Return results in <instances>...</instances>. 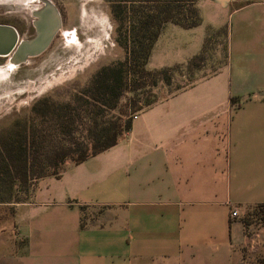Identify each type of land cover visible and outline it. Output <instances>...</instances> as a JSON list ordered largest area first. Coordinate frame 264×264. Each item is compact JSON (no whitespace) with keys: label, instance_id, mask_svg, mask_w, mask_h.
Returning a JSON list of instances; mask_svg holds the SVG:
<instances>
[{"label":"crops","instance_id":"crops-1","mask_svg":"<svg viewBox=\"0 0 264 264\" xmlns=\"http://www.w3.org/2000/svg\"><path fill=\"white\" fill-rule=\"evenodd\" d=\"M197 10L199 26L167 24L153 49L168 30L194 56L214 38L225 62L136 114L114 147L0 206V264H242V219L264 205V0Z\"/></svg>","mask_w":264,"mask_h":264},{"label":"rangeland","instance_id":"rangeland-1","mask_svg":"<svg viewBox=\"0 0 264 264\" xmlns=\"http://www.w3.org/2000/svg\"><path fill=\"white\" fill-rule=\"evenodd\" d=\"M46 4L51 5L60 18L59 30L49 47L39 56L10 67L8 59L12 55L0 57V132L15 121L30 119L32 107L41 101L66 104L72 103V99L83 92L91 94V78L105 67L124 64L122 69L129 74L125 80L126 89L116 109L110 113L120 116L129 113L131 100H161L176 85L207 76L226 60L222 40L218 46L217 39L211 38L205 41L199 60L173 73L169 85L165 84L166 80L161 82L153 76L136 75L140 61L131 59V55L123 49L126 25L117 33L109 0H0V25L15 29L19 41L29 40L35 30L34 15ZM129 5L126 3L128 8ZM193 43L192 39L190 41L165 31L153 49L145 70L153 72L187 64L194 56ZM137 85L139 88L132 91ZM90 102L88 99L87 103H73L71 109L74 111L70 112L72 115L91 113ZM76 127L74 125L73 129ZM44 129H49V125ZM79 134L77 130L74 138L81 142ZM28 184L17 185L16 190L11 192L0 189V199H8L0 206L7 208L10 204L24 201L31 189ZM243 218L247 244L241 250L242 264H264V206L252 208Z\"/></svg>","mask_w":264,"mask_h":264},{"label":"trees","instance_id":"trees-1","mask_svg":"<svg viewBox=\"0 0 264 264\" xmlns=\"http://www.w3.org/2000/svg\"><path fill=\"white\" fill-rule=\"evenodd\" d=\"M197 2L198 0H109L117 33L126 25L123 49L131 55V59L140 61L136 75L153 76L161 82L166 80L165 84L169 85L173 73L182 67H190L193 61L199 60L201 52L185 65L153 72L145 70L153 46L165 25L171 24L183 30L199 26ZM126 3H130L129 8ZM122 66L124 64L105 67L97 72L90 80L91 94L83 92L81 96L74 97L72 103L66 104L41 101L32 107L30 119L15 121L8 129L0 132V189L11 192L16 190L17 185L26 186L29 182L28 186L31 188L42 178L59 179L67 165H79L118 144L121 137L130 131L132 117L159 101L131 100L127 115L110 114L116 109L126 89L125 80L129 74ZM198 80L176 85L165 97L193 86ZM138 88L137 85L132 91ZM88 99L91 101L89 105L93 108L92 112L72 115L70 111H74L71 109L73 103H87ZM73 124L78 128L73 129ZM46 125H49V129L45 130ZM77 130L80 131L81 142L74 138ZM7 200L0 199V203Z\"/></svg>","mask_w":264,"mask_h":264},{"label":"water","instance_id":"water-1","mask_svg":"<svg viewBox=\"0 0 264 264\" xmlns=\"http://www.w3.org/2000/svg\"><path fill=\"white\" fill-rule=\"evenodd\" d=\"M33 27L35 35L26 41H19L15 29L7 25H0V57L12 55L18 64L27 58L39 56L49 46L51 40L60 27V18L57 11L49 4L36 12Z\"/></svg>","mask_w":264,"mask_h":264},{"label":"bare ground","instance_id":"bare-ground-1","mask_svg":"<svg viewBox=\"0 0 264 264\" xmlns=\"http://www.w3.org/2000/svg\"><path fill=\"white\" fill-rule=\"evenodd\" d=\"M8 60H9V61H8V65H9V67L12 66V65H17V62H16L14 59H12L11 57H9Z\"/></svg>","mask_w":264,"mask_h":264},{"label":"built area","instance_id":"built-area-1","mask_svg":"<svg viewBox=\"0 0 264 264\" xmlns=\"http://www.w3.org/2000/svg\"><path fill=\"white\" fill-rule=\"evenodd\" d=\"M132 119H133V120L136 119V116L134 115V116L132 117ZM230 217H231V218H235V217H236V213H235L234 211H231V213H230Z\"/></svg>","mask_w":264,"mask_h":264},{"label":"flooded vegetation","instance_id":"flooded-vegetation-1","mask_svg":"<svg viewBox=\"0 0 264 264\" xmlns=\"http://www.w3.org/2000/svg\"><path fill=\"white\" fill-rule=\"evenodd\" d=\"M34 35H35V30H34ZM34 35H33L31 38H33ZM31 38H30V39H31ZM53 39H54V37H53ZM53 39H52V40H53ZM52 40H51V42H52ZM51 42H50V44H51ZM50 44H49V45H50ZM48 47H49V46H48ZM48 47H47V48H48Z\"/></svg>","mask_w":264,"mask_h":264}]
</instances>
